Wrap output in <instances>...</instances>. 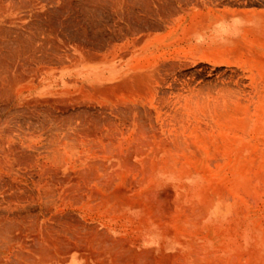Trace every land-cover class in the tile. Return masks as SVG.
<instances>
[{"label": "rangeland", "instance_id": "rangeland-1", "mask_svg": "<svg viewBox=\"0 0 264 264\" xmlns=\"http://www.w3.org/2000/svg\"><path fill=\"white\" fill-rule=\"evenodd\" d=\"M148 1V13L144 3L134 2L137 13L128 10L146 13L149 24L142 25L153 31L136 14H125L152 33L142 65L157 73L144 94L124 92L132 113L110 105L112 125L95 139L52 143L55 164L67 159L72 167L82 156L106 166L125 159L132 165L114 174L112 189H96L102 197L92 196L95 189L55 191L53 217L60 223L54 219V229L67 222L79 232L66 235L73 246H86L89 258L79 264H264V0ZM100 13V25L123 18L113 12L110 21ZM131 22L114 27L128 29ZM76 123L65 122L67 133L78 129ZM34 205L38 214L40 205Z\"/></svg>", "mask_w": 264, "mask_h": 264}, {"label": "bare ground", "instance_id": "bare-ground-1", "mask_svg": "<svg viewBox=\"0 0 264 264\" xmlns=\"http://www.w3.org/2000/svg\"><path fill=\"white\" fill-rule=\"evenodd\" d=\"M134 2L139 6L144 3L141 10L152 4L148 0H0V264H68L73 259L79 264L89 258L84 249L86 246L76 247L68 241L67 233L72 229L78 232L71 224L65 222L60 230L54 229L53 221L57 218L53 217L52 196L55 191L65 195V192L82 189H112L116 180L114 174L128 169L132 161L116 160L112 166H106L100 161L85 162L80 156L73 158L72 167L67 166V159L62 164H55L52 143L55 141L67 147L95 139L112 125L107 108L113 105L131 112L132 109L126 106L124 92L144 94V86L154 80L155 70L142 65L150 53L147 40L152 34L145 28L151 27L142 25L143 20L148 23L146 13L136 14ZM130 7L136 13L128 10ZM102 10L108 18L114 16H109L113 12H121L123 15L118 13L117 16L121 14L122 19L111 18L117 24L137 19L146 27L140 25V29V21L136 20L139 29H134L136 22L134 25L131 22L134 28L131 25L128 29L122 24L115 28L116 22L115 27L112 23L101 22V25H109L103 29L99 23L100 19L104 21L99 15ZM129 12L132 17L136 14V18L125 19ZM146 114L149 117L148 111ZM71 119H77L79 127L72 129L70 135L65 122ZM39 121L44 123L35 127ZM54 121L58 122L56 126L52 124ZM79 163L82 166L79 167ZM99 192L96 190L92 196L97 193L101 196ZM152 196L156 198L157 195ZM79 198L74 199L78 202ZM34 202L40 205L38 214L33 213ZM92 235L96 237L95 233ZM93 238L87 241L93 243ZM83 240L85 238L80 239ZM104 240L110 243V238ZM92 261L89 263L93 264Z\"/></svg>", "mask_w": 264, "mask_h": 264}]
</instances>
